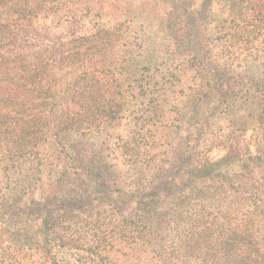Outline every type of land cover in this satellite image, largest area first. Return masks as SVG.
Listing matches in <instances>:
<instances>
[{
    "label": "rangeland",
    "instance_id": "obj_1",
    "mask_svg": "<svg viewBox=\"0 0 264 264\" xmlns=\"http://www.w3.org/2000/svg\"><path fill=\"white\" fill-rule=\"evenodd\" d=\"M194 3L195 0H0V52H20L27 59L26 64L15 68L9 64L1 72V90L18 85L24 95L0 96V112L16 110L22 116L45 112L58 101L66 84L78 77L95 80V76L112 105L120 107L121 124L132 125L127 134L137 142L132 145L128 167H110L116 188L136 192L152 186L159 176L167 179L181 153L180 141L173 144L174 133L191 110L195 95L186 73L190 55L175 33L184 22L186 26L189 23ZM201 3L197 20L200 42L213 55L212 65L225 95V103L216 113L226 108L237 119L238 128L253 129L256 125L264 130L262 1ZM30 27L34 28L32 33L28 31ZM36 33L42 42L30 36ZM22 119L0 120V188L6 193L3 201L7 203L29 192L28 187L38 181V176L48 170L51 175L57 172L50 164V152L43 154L41 173L21 157L25 150L16 155V161L8 156L6 149L16 152L23 145ZM84 121L64 135L82 159L103 160L107 154L100 133L104 126H97L93 119ZM261 130L256 131L251 146L258 151L248 160L252 172L239 180L254 184L264 196ZM36 145L34 141L30 147L35 149ZM231 192L222 187L195 195L178 193L167 198L162 209L147 210L143 222L132 214L119 216L105 204L94 203L70 218L59 216L55 234L64 244L76 247L74 250L100 252L117 264H233V258L221 252L220 233L229 238L233 230L230 222L238 218L264 233V207H256L247 197ZM54 252L37 244L29 248L7 244L0 248V264L74 261L73 251L65 256L58 252L56 258Z\"/></svg>",
    "mask_w": 264,
    "mask_h": 264
},
{
    "label": "trees",
    "instance_id": "obj_2",
    "mask_svg": "<svg viewBox=\"0 0 264 264\" xmlns=\"http://www.w3.org/2000/svg\"><path fill=\"white\" fill-rule=\"evenodd\" d=\"M260 1L264 6V0ZM201 2L195 0L189 23L186 26L184 22L175 32L177 38H182L180 44L190 55L186 73L195 95L191 110L179 125V131L174 133L173 144L180 141L181 153L177 165L172 166L170 176L167 179L159 176L152 186L139 188L136 192L116 188L117 181L110 167L129 166L134 151L132 145L137 143L132 141L134 136L127 134L132 125L125 127L121 124V109L118 106L115 108L104 95L99 79L94 75L95 80L78 77L62 87L58 101L45 112L29 116H22L16 110L0 112V120L23 117L19 120L23 127V145L16 152L6 149L8 156L16 161V155L25 150L21 157L32 162V168L41 173L43 154L50 152V164L54 171L57 169L54 175L48 170L38 176V181L28 187L29 192L23 193L24 197L21 194L14 198L11 203L3 201L6 193L0 188V248L7 244L28 248L37 244L46 251L55 249L53 258L58 252L65 256L73 251L72 264H117L100 252L74 250L76 247L61 242L55 234V223L59 216L70 218L82 208L97 203L105 204L116 215L132 214L134 219L143 222L147 210L155 207L162 209L165 200L178 196V193L195 195L222 187L236 196L247 197L256 207H264V196L260 189L239 180L252 172L248 160L258 152L252 150L251 146L256 131L261 129L256 125L253 129L238 128L237 119L226 108L216 113L225 103V95L217 69L212 65L213 55L200 42L197 20ZM33 27L29 28V33L34 31ZM30 36L38 43L43 41L38 33ZM11 52L8 49L0 52V74L8 69L9 64L15 68L27 63L20 52L12 53L14 56L10 55ZM1 89L0 96L18 98L24 95L23 88L18 85ZM8 91L10 94L6 93ZM89 119L98 122L97 126L100 123L104 126L100 132L107 152L103 160L82 159L64 135V132L66 134ZM261 131L264 134V130ZM33 140L37 144L35 149L30 147ZM252 221L255 223V220ZM230 223L233 225L232 235L226 239L223 232L220 233L221 252L233 258V264H264V233L261 229L254 225L247 226L239 218Z\"/></svg>",
    "mask_w": 264,
    "mask_h": 264
}]
</instances>
